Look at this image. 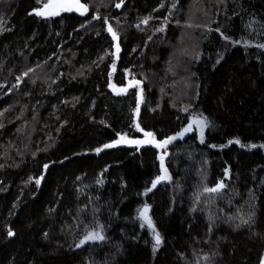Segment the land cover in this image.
<instances>
[{
    "label": "trees",
    "instance_id": "16d2710c",
    "mask_svg": "<svg viewBox=\"0 0 264 264\" xmlns=\"http://www.w3.org/2000/svg\"><path fill=\"white\" fill-rule=\"evenodd\" d=\"M46 2L0 0V264H260L264 0H85V16H37ZM133 77L139 89L114 93ZM195 111L208 120L204 142L191 130L167 145L171 179L146 194L164 150L94 151L118 133L142 136L136 123L175 136ZM237 213L248 223L229 219ZM97 222L106 239L76 248Z\"/></svg>",
    "mask_w": 264,
    "mask_h": 264
},
{
    "label": "snow or ice",
    "instance_id": "6c2138e0",
    "mask_svg": "<svg viewBox=\"0 0 264 264\" xmlns=\"http://www.w3.org/2000/svg\"><path fill=\"white\" fill-rule=\"evenodd\" d=\"M122 2V0H121ZM37 3H40V0H37ZM121 5L120 3H117L115 7L119 8ZM163 6V5H161ZM171 7H175V5H172ZM72 11H78L81 15H83L85 12L88 11L87 5L82 4L79 2V0H47L46 3L43 4L41 8L34 9V12L37 16H42V17H50V16H57L61 12H72ZM93 19H98L96 15H93ZM148 18H145L142 23H147ZM3 21H0V31L6 30L3 28ZM104 24L108 25V20L107 18L104 19ZM106 31L110 34L111 39H112V47L116 49L114 53H112L113 56H115L119 51V45L117 42L118 40V34L113 30V28L109 25L106 29ZM158 31H164L163 27L158 29ZM216 31H219L217 29ZM222 39H225L226 41L228 40V37L225 36L224 34H221ZM236 44H239L240 41L236 40ZM249 42L247 40L244 41V44L247 45ZM257 48L264 49V44H257ZM194 58L199 59V53H196ZM115 61H113V64ZM217 63H219V60H217ZM31 71V69H29ZM27 75V73H25ZM111 75V74H110ZM134 86L139 89L140 86V81L133 80ZM121 91H124V89H121ZM141 102V93L137 91V110L139 109V105ZM182 111H187V108L182 109ZM135 123V121H134ZM195 125L197 131L200 133V141L203 143V129L208 127V120L206 117L203 116V114H200L199 116H189L188 117V125L181 131L178 132L175 136H167L164 139L157 140L156 136L153 134L151 131H144L138 123H136V131L137 132H143L144 139H136V140H128L126 137L123 135H120L119 133L117 134L119 139L112 141L111 143L104 144L103 148H112L116 144L119 143H128V144H135L137 148L139 149V146L141 145H151L153 148L156 149H161L164 150L163 154L158 153L156 156V159L160 161V173L159 175L155 176L154 179L151 181V187H146L145 188V194L147 192H151L153 188L156 187L158 183L164 180H169L171 177L168 174V169L165 167L164 164V157L168 154L166 151L167 145L171 144L178 136H183L185 132L191 131L192 127ZM229 144H237L241 145L242 147L244 145L241 144V141L239 139H234V140H229ZM225 145H220V147H224ZM211 147H215V145H211ZM249 148H254L257 147L255 144H249L247 145ZM259 147L264 148V144L259 145ZM102 149L101 148H96L94 151L99 153ZM67 159V158H65ZM43 168L47 170L49 168L48 164H44ZM224 174L225 176L228 175V169H224ZM44 178L43 173L37 178H35V184L37 186H40L41 180ZM33 178L29 177V180L31 181ZM79 179V177H77ZM98 183H102V181H97ZM224 188V184L221 182H217L214 187H207L205 186L203 188L204 193H216L220 189ZM197 199H199V194H197ZM191 210V209H190ZM138 217L142 222L143 226L144 224L147 225V227L150 229L153 239V247L152 250L155 252L157 248L161 244V236L158 231H156L151 217L148 215L149 212V205L144 204L142 208H139L138 210ZM230 220L233 219H239L240 224H247L248 220L244 219L243 216H240L239 213H237L236 217H229ZM249 219H251V215L249 214ZM237 227L239 225H236ZM211 230V228L209 229ZM14 233L12 232L11 229L7 231L8 236H12ZM47 235V234H45ZM106 237L103 234V227L100 223H95L94 226H88L84 225V231L80 234L78 242L75 244L76 248H81L83 245L89 243V242H101L104 241ZM203 259H207V257H203ZM260 264H264V256L260 258Z\"/></svg>",
    "mask_w": 264,
    "mask_h": 264
},
{
    "label": "rangeland",
    "instance_id": "374dc122",
    "mask_svg": "<svg viewBox=\"0 0 264 264\" xmlns=\"http://www.w3.org/2000/svg\"><path fill=\"white\" fill-rule=\"evenodd\" d=\"M80 2H83V3H85V5H87L86 4V2H85V0H79ZM87 8H88V6H87ZM89 11V10H88ZM88 11H87V13H88ZM86 13V14H87ZM85 14V15H86ZM85 15H81V16H85ZM184 19H186L187 18V16L186 15H183L182 16ZM183 34H184V32H182V36H183ZM129 79H138V78H136V77H133V78H129ZM138 80H140V79H138ZM141 81V80H140ZM142 82V81H141ZM142 85V84H141ZM193 116H198V112L197 111H195L194 112V114H193ZM188 125V123L186 124V126ZM185 126V127H186ZM184 127V128H185ZM192 130H195L196 132H198L197 131V129H196V127H195V125L192 127ZM199 133V132H198ZM200 134V133H199ZM124 137H126V139H128V140H136V139H144V136H143V132H142V136H140V137H128L127 135H123ZM179 137V136H178ZM117 139H119V137H117L116 138V140ZM30 140V139H29ZM111 143V142H110ZM119 145H122V146H133V147H135L136 149H138L137 148V146L135 145V144H128V143H119V144H116L115 146H119ZM140 147V146H139ZM100 148H103V147H100ZM169 174V173H168Z\"/></svg>",
    "mask_w": 264,
    "mask_h": 264
},
{
    "label": "water",
    "instance_id": "95a60500",
    "mask_svg": "<svg viewBox=\"0 0 264 264\" xmlns=\"http://www.w3.org/2000/svg\"><path fill=\"white\" fill-rule=\"evenodd\" d=\"M80 2V1H79ZM82 4H85L83 2H80ZM76 14L78 15H81L78 11H74ZM87 12H85L83 15H85ZM116 51V50H115ZM133 80H136V81H140L138 79H127L125 84L124 85H121L119 87H117L115 90H114V93L116 95H121L122 93L126 92V91H129L130 89H134L135 86L133 84ZM142 84V82L140 81V85ZM121 89H124V91H121ZM222 183V182H221ZM143 207V206H142ZM141 207V208H142ZM149 210H150V206H149ZM148 215H149V212H148Z\"/></svg>",
    "mask_w": 264,
    "mask_h": 264
}]
</instances>
